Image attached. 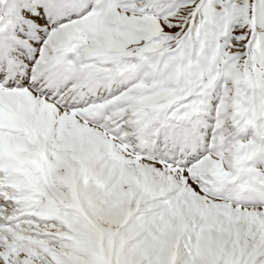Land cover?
Wrapping results in <instances>:
<instances>
[{
  "label": "snow or ice",
  "instance_id": "snow-or-ice-1",
  "mask_svg": "<svg viewBox=\"0 0 264 264\" xmlns=\"http://www.w3.org/2000/svg\"><path fill=\"white\" fill-rule=\"evenodd\" d=\"M0 264H264V0H0Z\"/></svg>",
  "mask_w": 264,
  "mask_h": 264
}]
</instances>
